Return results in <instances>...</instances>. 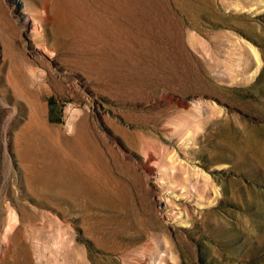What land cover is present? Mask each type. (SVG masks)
<instances>
[{
  "label": "rangeland",
  "instance_id": "374dc122",
  "mask_svg": "<svg viewBox=\"0 0 264 264\" xmlns=\"http://www.w3.org/2000/svg\"><path fill=\"white\" fill-rule=\"evenodd\" d=\"M24 250L264 264V0H0V264Z\"/></svg>",
  "mask_w": 264,
  "mask_h": 264
},
{
  "label": "bare ground",
  "instance_id": "6f19581e",
  "mask_svg": "<svg viewBox=\"0 0 264 264\" xmlns=\"http://www.w3.org/2000/svg\"><path fill=\"white\" fill-rule=\"evenodd\" d=\"M181 163H182V161H181ZM196 169H197V168H196ZM205 173H206V172L201 171V174L205 175V177H206L207 175H206ZM208 176H209V175H208ZM35 218H37V217L35 216ZM36 220H37V219H36ZM36 220H34V221H36ZM52 223H53V222H52ZM184 223H185V225H188V221H187V220H185ZM186 223H187V224H186ZM45 224H46V222H45ZM45 224H44L43 227L41 226L42 228H39V229L36 228V226L34 227V229H33V227H32V229H33L32 232H35V231H36V232H37V231L41 232L40 229H45V228L47 227L46 225H48V226L50 225V224H48V223H47L46 225H45ZM42 225H43V224H42ZM51 226H52V224H51ZM28 227H29V226H28ZM49 227H50V226H49ZM49 227H48V228H49ZM29 228H30V227H29ZM50 228H51V227H50ZM56 228H57V227H56ZM32 229H31V230H32ZM36 229H37V230H36ZM46 229H47V228H46ZM42 231H43V230H42ZM33 234H34V233H33ZM36 234H37V233H36ZM57 239H58V240L60 239V241L63 242V239H64V235H63V233H62V234H59V236H58ZM58 240H57V241H58ZM75 247H76V246H75ZM75 247H72L71 249H73V248L75 249ZM74 249H73V250H74ZM24 251L26 252V256H27V257H25L24 260H22L23 258L21 259V258H17V257H16L17 259H14V263H12V264H30V260H29V258H28L29 255H27V252H28V251H26V250H24ZM24 251H23V252H24ZM66 252H67V251H66ZM77 252H78V250H77ZM21 253H22V252H21ZM22 254H23V253H22ZM68 254H70V256L73 255L72 253H69V252H68ZM78 254H79V253H78ZM65 255H66V254H65ZM65 255H64V257H65ZM18 256H19V255H18ZM66 256H67V255H66ZM68 256H69V255H68ZM74 257H75V255H74ZM67 258H69V257H67ZM67 258H65L66 261L71 259L70 261L73 263V260H72V259H73V256H72V258L70 257V259H67ZM77 258H78V257H77ZM77 258H74V259L76 260ZM75 262H77V261H74V263H75ZM68 263H69V261H67V264H68ZM74 263H73V264H74ZM75 264H76V263H75Z\"/></svg>",
  "mask_w": 264,
  "mask_h": 264
}]
</instances>
